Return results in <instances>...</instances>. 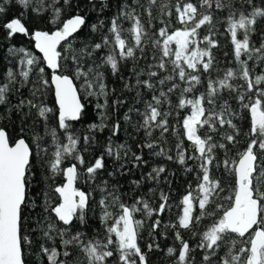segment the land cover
Listing matches in <instances>:
<instances>
[{
	"label": "snow or ice",
	"instance_id": "1",
	"mask_svg": "<svg viewBox=\"0 0 264 264\" xmlns=\"http://www.w3.org/2000/svg\"><path fill=\"white\" fill-rule=\"evenodd\" d=\"M8 5L17 15L7 18ZM261 24L264 0H0L2 39L28 37L40 54L9 48L16 65L0 83V264H28V250L37 264H150L158 251L173 264H264ZM109 77L135 93L123 119L137 151L116 142L118 118L108 123L126 104ZM89 105L99 123H85ZM144 149L192 175L175 219H163L174 172L153 167L130 181L131 195L122 183L147 165ZM144 181L156 187L140 192ZM170 232L165 251L158 238Z\"/></svg>",
	"mask_w": 264,
	"mask_h": 264
},
{
	"label": "trees",
	"instance_id": "2",
	"mask_svg": "<svg viewBox=\"0 0 264 264\" xmlns=\"http://www.w3.org/2000/svg\"><path fill=\"white\" fill-rule=\"evenodd\" d=\"M8 7H9V11L6 14L7 18H11V17L17 15L18 8L16 6L8 5ZM126 27H127V25H126ZM225 27H226V25H225ZM259 27L261 30H264V24L259 25ZM218 31L223 33L224 28L218 26ZM2 37H3V30L0 29V83L5 82V71H6V69L7 68H14L16 65V59L8 51L9 48H11L12 46H15L16 48H25L26 50L33 52L34 55L39 56V54L34 50L33 43L30 41V39L28 37H24L22 35H17L11 41H5L2 39ZM257 38H258V34H257V36L253 37L254 40ZM218 40L220 43V47L218 50H216L217 55L221 58L222 63L227 64V60L229 58L224 57L223 54L226 51L227 52L231 51L229 38L227 37V35H220V36H218ZM140 63H141V65H143L144 61L141 60ZM131 67H132V62L129 61L127 63V66H125L123 68L122 71H123V75L125 77H127L130 74ZM108 83L110 86L115 87L117 89V96H120L122 99H124L126 101L125 106L120 107L117 110H112L111 119L108 121L109 125H111V123L115 122L118 118L120 123H121V126H122L121 132H120L119 136L117 138H115L116 142L117 143H123L126 141L131 146L132 151H137L135 141L129 139V137L125 131L126 129L128 131H131V129L129 128L128 123L126 121H124V119H123L124 113H126L128 111V107L131 106L133 103L132 97L135 95V93L134 92L129 93L127 90H124L123 92H121L123 81L119 80L117 77H109ZM178 92H179V90H177V94H174L172 97L173 108L175 107V103L177 101ZM27 94H28L27 89H21L20 94L19 95H13L11 97V100L13 103H15L20 95L26 96ZM54 101H55L54 93H50L46 97V103L50 107H55ZM7 107H8L7 105L0 106V113H4L6 111ZM136 107H140V105H136ZM88 112H89V116L85 117V123H91L93 121H95L97 123L100 122L91 105H89V107H88ZM132 115L135 116V113H132ZM180 115L181 116L186 115V112H181ZM245 115H246V113H245ZM177 119H179V117H177ZM171 123L177 126L178 131L180 130L179 125L176 124V119L171 120ZM240 123L243 126V130L247 131L248 122L245 121L244 119H241ZM78 127H79V125H78ZM109 135H110V131L108 129H105V131L102 133H97V137H98L99 141L101 142V144H103V142L105 141V139ZM140 136H142V133L140 134ZM137 138H140V137H137ZM177 138H178L177 136L169 134L167 137L168 142L165 145V147L174 150V146H175V143L177 141ZM241 142L243 143V138H241ZM96 151L99 152L100 149H96ZM170 154L174 155L175 153L173 151ZM144 157L148 161L147 165H143L139 169L133 168L132 172L126 178L122 179V183L124 184L125 189L129 190V195H131L130 188H134L135 186L130 185V181L133 179L143 180L142 173L144 175H146L148 172L151 171V169L153 167H156V166L165 167L166 173L162 174V175H167L168 173L174 172L175 176L170 177V179L172 180L171 197H170L172 209H171V212L169 213V215H166L163 219L165 221H167L169 219V216H171L172 219H175V214L178 211V209L176 208V204H177L179 198L184 194L187 182L192 180V175L188 174L186 176L182 171V167L177 162L168 161L164 157L152 156L148 149H144ZM188 163L191 164L192 161H189ZM128 166L131 167V164H129ZM226 183H227V181H226ZM150 186L156 187V185H154L151 181H144L142 183L140 192L146 193ZM159 187L162 188L166 192L168 191V185H166V184H161ZM137 194H139V192ZM37 211H39V209H37ZM35 215H36V213L32 214L33 217ZM138 218H140V217L138 216ZM205 223H207V221H205ZM28 224H31L34 227V220L29 219ZM98 226H99L98 222L94 221L93 222V228L98 227ZM88 231H89V233H91L92 229H89ZM143 235L145 236V240L141 241L142 247L144 246L145 241L147 240L146 233H143ZM184 235H185V239L189 238L187 233H185ZM171 236H172V234L170 232L169 233V239L165 240L163 237L158 238V242L160 243L161 248L165 249V251H166L167 246L173 245V240H172ZM48 246H51V244H48ZM145 251H146V248H145ZM197 256L199 258V253L197 254ZM26 258H27L28 264H37V262L40 260V258L38 256H36L31 250L26 251ZM149 259H150V264H173V258L166 256L165 252H163V251L149 253ZM43 264H46V261H44Z\"/></svg>",
	"mask_w": 264,
	"mask_h": 264
},
{
	"label": "water",
	"instance_id": "3",
	"mask_svg": "<svg viewBox=\"0 0 264 264\" xmlns=\"http://www.w3.org/2000/svg\"><path fill=\"white\" fill-rule=\"evenodd\" d=\"M19 35V34H18ZM34 46V45H33ZM34 50H35V48H34ZM37 53H38V51L37 50H35ZM39 54V53H38ZM40 55V54H39ZM54 99H55V97H54Z\"/></svg>",
	"mask_w": 264,
	"mask_h": 264
}]
</instances>
